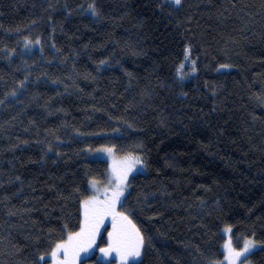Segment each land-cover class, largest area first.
Returning <instances> with one entry per match:
<instances>
[{
  "label": "trees",
  "instance_id": "1",
  "mask_svg": "<svg viewBox=\"0 0 264 264\" xmlns=\"http://www.w3.org/2000/svg\"><path fill=\"white\" fill-rule=\"evenodd\" d=\"M0 101V264L78 232L129 154L132 264H228L227 227L264 264V0H0Z\"/></svg>",
  "mask_w": 264,
  "mask_h": 264
},
{
  "label": "snow or ice",
  "instance_id": "2",
  "mask_svg": "<svg viewBox=\"0 0 264 264\" xmlns=\"http://www.w3.org/2000/svg\"><path fill=\"white\" fill-rule=\"evenodd\" d=\"M171 2L176 6L181 4V0H171ZM90 9L93 15L97 14L94 6L90 5ZM189 52L190 50H185V60L189 58ZM101 63L105 62L102 61ZM192 63L194 65L195 61H192ZM183 67L184 65L181 64L180 69H183ZM21 87H23V83ZM10 95L15 96L16 92H12ZM97 151L106 152L111 155L113 149L103 148L97 149ZM124 160L129 161L126 167H118L115 163L113 164L111 179L108 181L111 193L109 194L106 189L103 199L99 195H92L83 200V221L81 222L80 230L78 232H69L67 240L56 243L50 252L39 254L37 264H48L49 260L51 264H75L80 252H87L93 247L100 229L108 217H111L112 231L107 232L108 246L100 248L99 251L104 257H109L115 253L120 264H129L130 259L133 261L140 260L141 249L144 244L143 237L123 212L116 211V206L123 203L120 197L124 195L129 172L134 169L136 164H140L141 161L139 157H133L131 154L125 156ZM91 184L95 188L96 181L92 180ZM13 214L10 213V215ZM65 228H67V225H65ZM224 231L225 233H231L232 229L227 227ZM254 247L256 245L252 240L245 239L243 247L237 251L233 248L232 241L229 238L223 245V248L227 252L225 260L228 261V264H238V262L239 264H247L248 254ZM61 253H63V259H60ZM241 257L244 259L241 260ZM210 264H212L211 261Z\"/></svg>",
  "mask_w": 264,
  "mask_h": 264
},
{
  "label": "rangeland",
  "instance_id": "3",
  "mask_svg": "<svg viewBox=\"0 0 264 264\" xmlns=\"http://www.w3.org/2000/svg\"><path fill=\"white\" fill-rule=\"evenodd\" d=\"M100 149H102V148H100ZM91 155H92V157L95 158V159H104V160H105L110 166L112 165L111 161H113V160L118 161V159H120V158L122 157V156H119L118 153H117V154H116V153L114 154V153L112 152V154L109 155V154L106 153V152H100V151H97V149L94 150V151L92 152ZM116 155H117L118 157H115ZM128 163H129V161H126V160H124V158H121V159H120V164H119V165H121V167H126V166L128 165ZM109 165H108V166H109ZM110 166H109V174H110ZM138 169H139V164H136L135 167H134V169H133L132 171H130V175L133 174L134 172H136ZM109 177H110V178L107 179L106 185H105L104 187H101V186L104 185V183H101V182L96 181V185L99 187V189H97V188H93L92 184L90 183V191H92V190L94 189V194H93V195H99V197H100L101 199H103V197H104V192H105L106 189L108 190V193L110 194V192H111V188H110L109 185H108V181L111 179V175H110ZM127 182H128V183L126 184V188H125V191H124V195L121 196L122 198H125V197L127 196V194L129 193L130 187H131V185H130L131 180H130V181L128 180ZM96 185H95V186H96ZM91 189H92V190H91ZM92 192H93V191H92ZM121 201H123V199H121ZM117 205H119V204H117ZM117 212H123L124 215H126V216L128 217V219L130 220L128 213L125 212L123 209L118 208ZM108 220H109V217H108L107 219H105L104 224H105ZM108 222H111V220L108 221ZM108 222H107V223H108ZM104 224H103V225H104ZM132 224L134 225L133 222H132ZM135 228L138 229V228L136 227V225H135ZM102 229H103V231H105L106 226H105V227H103V226L101 227L100 232H99V234H98V236H97V238H96V241H97V242H98V237H99V235H100L101 232H102ZM138 230H139V229H138ZM139 232H140V230H139ZM140 235L142 236L141 232H140ZM222 236H223L222 251H223V253H224V256L227 255V252H226V250L223 248V245H224V243H225L229 238L231 239V241H232V246H233V248H234L235 250L239 251V250L243 247V242H244L245 239H242V240L237 239V240H235L234 237H233L232 231H231V233H225V231H223V232H222ZM228 236H229V237H228ZM142 237H143V236H142ZM246 239H249V238H246ZM249 240H252L253 243L256 245V247H254V248L251 250V252L248 254V257H249V256L251 255V253H253V252L257 249V247H258V246H257V243H256L253 239H249ZM97 242H95V244L93 245V247L90 248V249L87 251V253H91V252L96 248V246H97ZM105 246H106V245H105ZM105 246H104V247H105ZM106 247H107V246H106ZM100 248H103V247H100ZM100 248L97 246V248L94 250V252H92V254H90L89 256H88V255H85L84 257H80L81 253H84V252H80V255L78 256V257H80V258H78V257L76 258L75 264H94V261H92L91 258L95 255V253L97 254V256H96V261H97V262H101V263H104V264H120L119 259L116 258V256H115V253H114V256H112V254H111L109 257H104L103 254L99 251ZM142 256H143V247H142V249H141V257H140V260L142 259ZM60 259H63V253L60 254ZM240 259L243 260L244 258L241 257ZM140 260H139V261H133V260L130 259V260H129V264H132V263H138V262H140ZM224 261H226V260L224 259ZM48 264H51V261H50ZM238 264H239V262H238ZM247 264H251V262H250L249 259L247 260Z\"/></svg>",
  "mask_w": 264,
  "mask_h": 264
},
{
  "label": "bare ground",
  "instance_id": "4",
  "mask_svg": "<svg viewBox=\"0 0 264 264\" xmlns=\"http://www.w3.org/2000/svg\"><path fill=\"white\" fill-rule=\"evenodd\" d=\"M185 64V63H184ZM108 225V224H107ZM229 237V236H228ZM97 242V241H96ZM252 254V253H251Z\"/></svg>",
  "mask_w": 264,
  "mask_h": 264
}]
</instances>
